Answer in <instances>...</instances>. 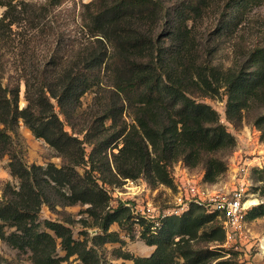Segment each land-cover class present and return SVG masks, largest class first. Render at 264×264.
Masks as SVG:
<instances>
[{
    "label": "trees",
    "instance_id": "16d2710c",
    "mask_svg": "<svg viewBox=\"0 0 264 264\" xmlns=\"http://www.w3.org/2000/svg\"><path fill=\"white\" fill-rule=\"evenodd\" d=\"M49 1L55 6L64 0ZM262 4L264 0H90L82 12L89 41L67 64L54 54L36 71V83L25 79L24 107L19 105L20 86L0 78V158L10 156L9 169L18 180L16 185L8 182L0 198V241L30 252L34 264H64L74 254L86 264H119L105 261L96 246L121 241L117 232L109 231L110 224H140L143 239L156 248L148 256L119 255L134 264H233L232 255L225 256L237 251L226 248L217 212L192 204L179 215L163 218L153 232L146 219L135 220L129 205L111 208L109 192L94 173L145 177L152 185L174 187L171 165L182 160L189 169L204 164L206 183L218 180L227 162L217 153L234 148L237 139L218 110L202 98L217 96L224 88L228 120H241L245 112L255 111V123L263 128L264 44L245 51L242 64L223 68L214 63L212 50L210 57L203 55L199 28L211 18L210 35L216 41L218 35L237 30ZM0 6L6 8L0 17V39H5L20 21L21 11L15 0H0ZM165 16L167 34L157 30ZM105 77L110 93L103 114L95 118L97 112L78 130L84 133L81 139L65 129L51 99L69 116V110L81 107L86 92L101 88ZM126 104L134 122L116 128ZM20 120L64 158L61 166L27 164L16 153L13 134ZM107 120H112L110 127ZM84 143L92 146L87 160L91 168L81 173L76 168L86 162ZM257 172L264 181V166ZM50 190L62 204H90L89 214L99 218L96 223L103 230L90 238L91 246L88 240H77L63 223L45 220L54 234L42 229V205L54 204ZM254 211L250 217L264 215V202ZM57 239L64 256L57 254Z\"/></svg>",
    "mask_w": 264,
    "mask_h": 264
},
{
    "label": "rangeland",
    "instance_id": "374dc122",
    "mask_svg": "<svg viewBox=\"0 0 264 264\" xmlns=\"http://www.w3.org/2000/svg\"><path fill=\"white\" fill-rule=\"evenodd\" d=\"M90 0H64L59 5H52L49 0H15L18 9L21 11V19L8 31L5 39H0V78L3 82H11L13 85L20 86L19 105L24 107L27 104L25 95V79L30 78L31 83L36 81L34 75L36 71L43 68L47 61L52 60L53 55H57L62 63H69L73 59V54L85 47L89 41L88 29L84 26L82 12L85 3ZM170 4V3H169ZM5 7L0 6V17L4 14ZM214 21L205 19L203 25L199 28L200 45L204 47V56L213 57L214 63L223 68L234 66L236 63L242 64L246 58L245 51L254 48L257 45L264 44V4L254 8L246 17L244 23L235 31L218 35V40L213 41L210 33L213 31ZM159 33L169 31L167 17L157 27ZM167 36V35H166ZM170 41L166 37V46ZM36 83V82H35ZM110 86L108 78L105 77L102 86L96 87L94 91L86 92L81 98V107L72 112L69 110V116L62 112L56 99L51 101L55 106L56 112L65 124V129L70 133L78 135L84 139V133L78 130L87 125L89 119L99 118L103 114L102 107L109 97ZM227 94L224 88L217 96H205L202 98L205 102L211 104L218 110L221 121L227 126V129L234 134L237 144L234 148L218 152L217 155L223 157L227 162V170L211 186L221 192H228L235 188L238 180L244 179L249 187V206L243 231L237 234L231 241L226 242V248L237 251V253H228L225 257H230L233 264H264V215L250 217L254 209L264 202V181L259 180L260 173L257 169L264 166V127L255 123V111L245 112L241 120L230 121L226 115ZM122 100L118 101V106H122ZM134 122L130 107L126 104L122 110L121 116L117 121V127L130 125ZM106 127H110L112 120H107ZM112 131V128L107 130ZM14 136V150L22 156L27 164L48 165L54 163L61 166L64 158L43 138L36 136L33 131L20 120ZM87 155L86 162L76 169L84 173L90 169L91 165L87 163L92 146L84 143ZM115 151H118L115 148ZM109 157L111 149H108ZM10 156L5 155L0 158V198L8 182L13 185L18 184L9 169ZM248 168L247 174H240L241 166ZM187 168L191 174L204 181L205 165L200 164L195 168L189 169L182 160L171 165L172 174L180 172L182 168ZM100 177L99 183L105 186L111 197L110 206L116 208L120 203L131 200L134 204H141V198H132L129 189L123 184L126 178H114L110 173L95 172ZM174 176V175H173ZM112 180V181H110ZM137 183L144 197L148 194L151 201L160 208L171 206L169 201L176 192V187L165 184L152 185L145 177L137 178ZM205 182V181H204ZM51 193L53 192L50 190ZM50 198L54 200L52 206L44 203L40 211V220L43 222L42 229L54 234L52 230L44 225L45 220H52L69 226L77 240L89 241L90 238L102 232L103 230L96 223L99 218L89 214L90 204L77 203L73 205L62 204L52 193ZM249 216V217H248ZM142 226L133 224L123 228L116 222L110 224L109 231L117 232L121 241L106 242L101 246H96L99 253L105 261L119 264H134L131 259H126L120 254L131 252L136 256H148L156 248L155 245H148L142 237ZM13 230L7 228V232ZM57 254L64 256L66 251L57 239ZM0 264H34L30 252H24L11 246L7 241H0ZM64 264H86L77 254L69 256Z\"/></svg>",
    "mask_w": 264,
    "mask_h": 264
},
{
    "label": "built area",
    "instance_id": "2783aa9c",
    "mask_svg": "<svg viewBox=\"0 0 264 264\" xmlns=\"http://www.w3.org/2000/svg\"><path fill=\"white\" fill-rule=\"evenodd\" d=\"M247 171L248 168L245 164L239 168L240 174L246 172L244 173L246 175ZM173 175L177 190L169 201L171 206L166 208L157 207L148 194L145 197L141 195L145 188L141 190L136 179L126 178L123 185L130 190L131 197H139L143 200L141 204H134L131 200L123 202L131 207L135 220L146 219L152 224V231L156 232L163 218L173 214L179 215L187 210L190 205L197 204L204 207L208 212L218 213L223 220L226 242L242 233L247 210L251 205V202L249 204L250 193L246 177L240 178L237 186L232 190L221 192L191 174L185 167L180 172H174Z\"/></svg>",
    "mask_w": 264,
    "mask_h": 264
}]
</instances>
